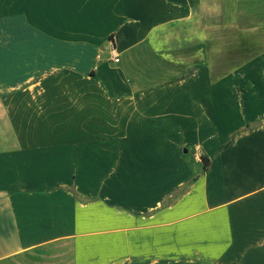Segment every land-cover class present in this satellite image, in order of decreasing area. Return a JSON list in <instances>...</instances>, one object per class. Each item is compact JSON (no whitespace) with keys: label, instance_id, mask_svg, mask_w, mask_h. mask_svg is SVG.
Returning <instances> with one entry per match:
<instances>
[{"label":"crops","instance_id":"crops-1","mask_svg":"<svg viewBox=\"0 0 264 264\" xmlns=\"http://www.w3.org/2000/svg\"><path fill=\"white\" fill-rule=\"evenodd\" d=\"M211 1L0 0V264H264V49L213 76Z\"/></svg>","mask_w":264,"mask_h":264},{"label":"rangeland","instance_id":"rangeland-1","mask_svg":"<svg viewBox=\"0 0 264 264\" xmlns=\"http://www.w3.org/2000/svg\"><path fill=\"white\" fill-rule=\"evenodd\" d=\"M234 0H212L218 17H202L206 26L208 43L204 55L213 76H219L264 49V0H236L239 20L234 25H224L220 4Z\"/></svg>","mask_w":264,"mask_h":264},{"label":"built area","instance_id":"built-area-1","mask_svg":"<svg viewBox=\"0 0 264 264\" xmlns=\"http://www.w3.org/2000/svg\"><path fill=\"white\" fill-rule=\"evenodd\" d=\"M114 50H115L114 47L111 46L110 53H109V56H110V57H109V60H112V61H114V62H117V61L119 60V58H118V55L115 54V51H114ZM97 57L99 58L100 55L97 54Z\"/></svg>","mask_w":264,"mask_h":264},{"label":"trees","instance_id":"trees-1","mask_svg":"<svg viewBox=\"0 0 264 264\" xmlns=\"http://www.w3.org/2000/svg\"><path fill=\"white\" fill-rule=\"evenodd\" d=\"M201 159H202V160H204V159H205V156H201ZM203 166H204V168H206V166H207V163H204V165H203Z\"/></svg>","mask_w":264,"mask_h":264}]
</instances>
